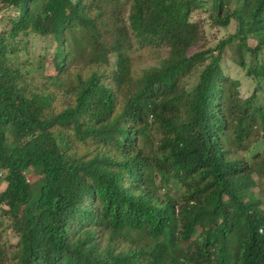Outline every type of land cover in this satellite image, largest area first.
<instances>
[{"label":"trees","instance_id":"obj_1","mask_svg":"<svg viewBox=\"0 0 264 264\" xmlns=\"http://www.w3.org/2000/svg\"><path fill=\"white\" fill-rule=\"evenodd\" d=\"M206 3L213 24L235 29L190 52V14ZM0 10L10 11L0 233L16 235L14 249L0 243V264H264V212L247 193L264 175V105L254 91L241 98L220 67L235 39L241 67L264 46V0H0ZM28 31L54 41L50 86L10 60V40ZM144 47L165 55L131 68L129 52ZM246 74L262 81L264 65Z\"/></svg>","mask_w":264,"mask_h":264},{"label":"rangeland","instance_id":"obj_2","mask_svg":"<svg viewBox=\"0 0 264 264\" xmlns=\"http://www.w3.org/2000/svg\"><path fill=\"white\" fill-rule=\"evenodd\" d=\"M233 2H228V7L232 8ZM208 7L209 4H204L200 9L194 10L190 14V21L194 25L199 26V36L197 41L190 48V52L198 49H210L214 50V46L220 40L227 37L228 34H232L235 29V23L230 20L226 26H218L213 24L208 18ZM9 10H0V26L4 30H8L9 23L3 19ZM2 16V17H1ZM10 42L14 45L15 51L12 54L11 61L17 66L22 72H25L26 80L33 86H37L42 83H46V86L51 84L45 81L47 75H53L54 71L50 65L51 55L54 51V41L51 37H41L33 32L28 31L27 33H19ZM237 40H233L232 43L225 45L224 54L220 61V67L226 76L237 80L238 90L241 98L249 96L253 91L255 96L259 100V103L264 105V77L258 81L252 76L246 74V68L248 66L264 65V46L260 48L254 54L245 52L244 54V66L241 67L238 64V52L236 49ZM246 46L253 48L257 44L256 36L249 35L245 40ZM129 55L134 62L132 67L134 69H143L148 64H154L160 56L165 55V51L160 49H150L148 47L133 49L129 52ZM109 62L111 67L114 63V56H109ZM75 67V66H74ZM73 67V68H74ZM71 68L70 71L73 69ZM200 67L193 71L190 76L185 77L183 82L186 87L194 85L196 82V76ZM44 83V84H45ZM57 92L58 98L62 101L67 99L64 95L62 88L54 89ZM58 103V102H57ZM249 153L243 152L238 153L237 156H244L247 158ZM28 179L33 180L37 175L32 174L30 171L27 172ZM253 183L248 188L247 193L251 197H256L259 201L258 209L264 212V175H251ZM5 182L2 180V173H0V190L3 189ZM179 186L171 182L168 186V190L171 195H176ZM6 220L2 219V224H6ZM16 241V235L11 230L2 231L0 233V243L6 250H12L13 244Z\"/></svg>","mask_w":264,"mask_h":264}]
</instances>
